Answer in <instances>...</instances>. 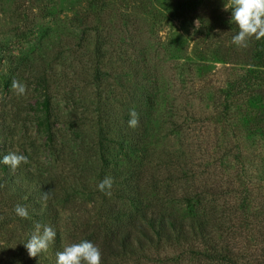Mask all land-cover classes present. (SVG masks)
Here are the masks:
<instances>
[{"label":"rangeland","instance_id":"1","mask_svg":"<svg viewBox=\"0 0 264 264\" xmlns=\"http://www.w3.org/2000/svg\"><path fill=\"white\" fill-rule=\"evenodd\" d=\"M101 1L0 0V76L10 83H0L7 155L51 181L73 183L80 161L95 157L90 144L97 138L96 127L88 119L97 115L95 94L108 96L105 108L121 117L145 83L155 94L143 112L151 135L145 154L154 155L155 162L144 168L140 185L130 192L138 190L142 203L183 218L191 208L219 215L231 202L251 217L264 203L261 105L252 98H229L231 105L236 102L225 114L222 95L227 82L250 64L255 39L264 32V0H201L186 21L172 14L176 0ZM96 30L106 36L112 53L104 58L103 83L89 82L84 88L81 71L89 63ZM130 59L138 63L139 75L136 66L126 65ZM44 87L57 117L55 147L35 127L34 105ZM72 93L83 94L88 107L74 105ZM74 125L83 138L74 135ZM110 135L117 136L114 130ZM160 154L169 156L162 160ZM107 155L119 158L120 148L115 145ZM98 170L89 178V190L70 189L57 204L56 226L77 264H91L78 257L81 241L101 245L107 205L131 207V199L116 190L118 182L107 173L100 178ZM202 183L209 191L200 188ZM190 191L199 198L188 203L183 195ZM225 233L213 230L217 245L226 240L242 247L244 233L235 240ZM42 243L39 237L35 245ZM201 249L199 240L150 242L143 253L113 264H229L224 258H206ZM245 250L242 261L247 254L258 255L252 245Z\"/></svg>","mask_w":264,"mask_h":264},{"label":"trees","instance_id":"2","mask_svg":"<svg viewBox=\"0 0 264 264\" xmlns=\"http://www.w3.org/2000/svg\"><path fill=\"white\" fill-rule=\"evenodd\" d=\"M96 1L102 3L101 0ZM200 4L201 0H176L172 14L184 21L190 20ZM105 39L106 36L98 30L91 38L93 45L88 55L89 63L81 71L85 81L84 88L89 82L98 86L103 83L106 74L104 67L107 64L104 58L112 53L105 46ZM250 58L247 69L228 81L223 87L225 91L220 88L224 91L222 96L225 99L222 111L225 114L231 112V107L239 98L245 101L252 98L259 101V117L264 119V32L255 39ZM126 65L130 68L136 66L133 71L140 74L135 60L130 59ZM3 81L9 86V79L1 75L0 83ZM141 84L138 95L133 94L129 98L128 103L131 104L133 99L134 105L128 108L126 104L121 117L114 116L113 109L105 108L104 99H109L108 96H101L100 92L95 94V102L100 101L95 109L97 115L93 119L88 118L93 120L91 124L96 127L97 138L90 144L95 157H85L80 161L81 170L75 176L76 180L69 185L51 181V178L44 177L40 172L32 171L22 159H12L7 155L4 138L7 125L5 112L0 109V264H77L56 226L59 219L57 204L59 199H65L64 194L70 189L89 190V178L97 169L96 175L100 178L107 173L113 181L118 182L116 190L120 195L131 199V207L107 205L105 223L99 231L103 241L99 246L81 241L78 257L82 261L113 264L117 258L143 253L150 242L170 244L199 240L204 244V249L199 250V253L205 254L206 258L207 255L210 258H224L229 264H264V203L251 217L241 214L242 209L231 202L223 205L219 215L191 208L189 217L183 218L142 203L137 196L138 190L130 192L140 185L144 168L155 162V157H152L154 155L145 154L151 135L143 114L145 106L154 103L155 94L147 84ZM42 94V99L38 98L34 105L35 127L44 134L50 146L55 147L56 133L53 126L57 117L52 111L45 87ZM72 96L74 105L82 103L84 107H88L82 101L85 98L83 94L74 96L72 93ZM101 97L103 98L100 100ZM229 98L236 101L231 105ZM241 104L243 105L242 102ZM84 119L85 116L82 115L79 121L83 122ZM78 126L74 125L72 132L76 137H82L84 133ZM113 130L117 136L112 139L110 134ZM115 145L120 148L121 156L112 159L107 153ZM168 156L169 154H160L162 160H167ZM200 188L205 192L209 191L204 183ZM221 189L222 187L219 190ZM192 193L197 192L190 191L183 195L188 203L193 199ZM213 230H226L225 234L232 236L234 240L244 233L242 247L229 246L226 240L217 245L212 236ZM39 237L43 240L41 246L35 245ZM243 245L245 248L247 245L254 246L257 257L247 254V258L242 261L245 250Z\"/></svg>","mask_w":264,"mask_h":264}]
</instances>
